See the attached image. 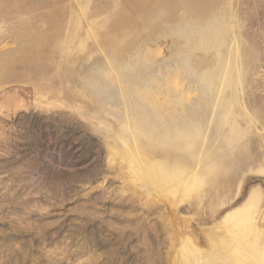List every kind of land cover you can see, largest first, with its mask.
I'll use <instances>...</instances> for the list:
<instances>
[{
  "label": "rangeland",
  "instance_id": "obj_1",
  "mask_svg": "<svg viewBox=\"0 0 264 264\" xmlns=\"http://www.w3.org/2000/svg\"><path fill=\"white\" fill-rule=\"evenodd\" d=\"M259 248L264 0H0V264Z\"/></svg>",
  "mask_w": 264,
  "mask_h": 264
},
{
  "label": "bare ground",
  "instance_id": "obj_2",
  "mask_svg": "<svg viewBox=\"0 0 264 264\" xmlns=\"http://www.w3.org/2000/svg\"><path fill=\"white\" fill-rule=\"evenodd\" d=\"M44 88H46V87H44ZM43 88V89H44ZM36 90H38V88L37 89H35V91ZM41 92V91H40ZM75 92V91H74ZM180 101V100H179ZM213 102V101H212ZM180 106V105H179ZM213 106V105H212ZM212 108V107H211ZM212 110V109H211ZM138 132H143V130L142 129H136L135 131H134V133H138ZM138 134H140V133H138ZM166 138H167V140H168V142H169V140L171 139V136H165ZM172 140V139H171ZM202 142V141H201ZM130 144V147L132 148V147H134L135 145L133 144V143H129ZM129 144H126V145H129ZM135 149V148H134ZM139 150V149H138ZM135 150H133L131 153H133V154H135L138 158H139V160H141V163H143V165H144V171L145 172H148L149 174H152L154 177H156L158 180H162V181H165V180H167V179H169L170 177H171V175L172 174H170L171 172H169L168 170H166V169H159V170H157V169H155V165H154V163L153 162H151V161H148L147 159H145L142 155H143V153H142V151H137V153L136 152H134ZM256 198H253V199H251V205H247V208H246V211H245V217L246 218H250L251 216H252V214H253V210L255 209V203H256ZM252 224V223H251ZM259 251H260V253H261V258H262V260H264V250H261L260 248H259Z\"/></svg>",
  "mask_w": 264,
  "mask_h": 264
}]
</instances>
